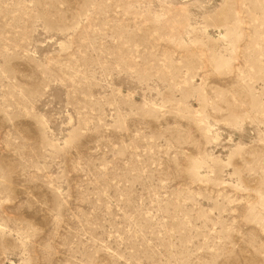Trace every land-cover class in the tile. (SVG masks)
Instances as JSON below:
<instances>
[{
	"label": "rangeland",
	"instance_id": "obj_1",
	"mask_svg": "<svg viewBox=\"0 0 264 264\" xmlns=\"http://www.w3.org/2000/svg\"><path fill=\"white\" fill-rule=\"evenodd\" d=\"M0 264H264V0H0Z\"/></svg>",
	"mask_w": 264,
	"mask_h": 264
}]
</instances>
